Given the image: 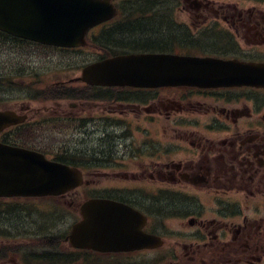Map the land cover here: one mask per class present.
Instances as JSON below:
<instances>
[{
    "label": "flooded vegetation",
    "instance_id": "af4514ba",
    "mask_svg": "<svg viewBox=\"0 0 264 264\" xmlns=\"http://www.w3.org/2000/svg\"><path fill=\"white\" fill-rule=\"evenodd\" d=\"M159 4L173 10L156 21L160 39L97 53L188 56L212 76L206 85L76 82L60 110L23 106L24 123L3 133L33 130L30 144L49 158L91 171L89 189L62 197L76 202L78 221L89 200L119 204L87 234L106 249L74 248L69 226L37 255L30 243V264H50L58 249L60 264H264V0Z\"/></svg>",
    "mask_w": 264,
    "mask_h": 264
},
{
    "label": "water",
    "instance_id": "95a60500",
    "mask_svg": "<svg viewBox=\"0 0 264 264\" xmlns=\"http://www.w3.org/2000/svg\"><path fill=\"white\" fill-rule=\"evenodd\" d=\"M115 14L111 0H0V30L25 40L72 48L84 46L88 30ZM175 59L158 55L117 57L87 67L81 80L93 84L155 87L191 82L196 74L203 73L197 61ZM178 65L180 71L173 74ZM22 121L14 111H0V133ZM81 184L82 175L78 170L51 162L37 152L0 142L1 198L61 195ZM90 205L86 204L83 209L91 210ZM82 225H89V220L75 226L73 246H80L79 237L85 242L84 247L92 248L85 240L88 236Z\"/></svg>",
    "mask_w": 264,
    "mask_h": 264
},
{
    "label": "rangeland",
    "instance_id": "374dc122",
    "mask_svg": "<svg viewBox=\"0 0 264 264\" xmlns=\"http://www.w3.org/2000/svg\"><path fill=\"white\" fill-rule=\"evenodd\" d=\"M161 17L162 14H159V19ZM146 31L150 32L148 29ZM165 34L167 32L163 33ZM122 38L129 40L126 35ZM137 38L158 39L159 35L147 34ZM1 40L0 38V78H9L17 84V88L13 89L0 87V109L4 110H20L28 104H31L33 110L46 107L60 110L55 106V101L67 103L68 99L44 101V98H52L48 95V89L57 82L79 77L83 67L97 61L101 55L97 53L96 49L99 48L96 45L69 52L29 47L12 41L3 43ZM32 96L36 97L32 99ZM50 140L56 147V143L61 145L63 137L55 132ZM77 143L75 138V146L79 148ZM61 202L62 200L49 199L0 200V250L7 249L10 252L5 259L0 258V264H28L16 252L27 253V245L30 243L34 246L35 253L42 251L44 247L38 237H48L52 232L39 231V227L53 221L56 213L52 211L57 210ZM74 221L75 217L70 215L66 222L60 224L61 228L72 225Z\"/></svg>",
    "mask_w": 264,
    "mask_h": 264
},
{
    "label": "trees",
    "instance_id": "16d2710c",
    "mask_svg": "<svg viewBox=\"0 0 264 264\" xmlns=\"http://www.w3.org/2000/svg\"><path fill=\"white\" fill-rule=\"evenodd\" d=\"M147 34H153V35H156V36L158 35L157 33H154V32H151V31L150 32H148V31H141L139 29H136L135 26L133 28L127 29L126 31H124L123 33H121L122 36H124V35L128 36L129 37L128 39H130V40H136V39H138L137 38L138 36H141L142 37V36H145ZM2 36L3 35L0 33V37H2ZM160 37H162V36L159 34V39H160ZM138 40L141 43H146V42L148 43V42L151 41V40H149V38H143V39H138ZM5 83H10V82H5ZM7 89H11L10 85H8V84H7ZM14 140L16 141L17 138L14 139Z\"/></svg>",
    "mask_w": 264,
    "mask_h": 264
}]
</instances>
